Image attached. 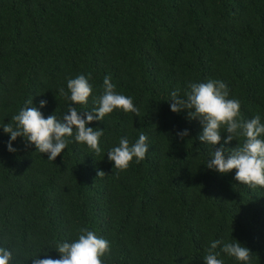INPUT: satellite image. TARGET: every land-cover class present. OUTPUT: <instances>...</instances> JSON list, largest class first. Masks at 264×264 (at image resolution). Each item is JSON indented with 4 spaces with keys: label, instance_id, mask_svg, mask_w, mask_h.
Returning <instances> with one entry per match:
<instances>
[{
    "label": "trees",
    "instance_id": "16d2710c",
    "mask_svg": "<svg viewBox=\"0 0 264 264\" xmlns=\"http://www.w3.org/2000/svg\"><path fill=\"white\" fill-rule=\"evenodd\" d=\"M81 74L93 93L73 105L59 89ZM106 76L140 116L117 109L89 124L104 129L99 154L74 135L55 161L24 137L8 150L2 126L15 127L23 108L46 100L45 118L73 106L86 119ZM209 80L228 84L245 120L264 123V0H0V246L12 264L60 259L57 242L83 227L110 242L104 264H205L214 240L224 264H243L221 250L235 240L252 251L249 264H264V187L208 168L203 125L171 110L172 91L186 98L189 84ZM221 131L215 148L244 142L224 143ZM141 133L146 158L115 169L108 151Z\"/></svg>",
    "mask_w": 264,
    "mask_h": 264
},
{
    "label": "clouds",
    "instance_id": "9594fccd",
    "mask_svg": "<svg viewBox=\"0 0 264 264\" xmlns=\"http://www.w3.org/2000/svg\"><path fill=\"white\" fill-rule=\"evenodd\" d=\"M103 86V94L95 101L98 107L87 112L86 119L73 106L62 119H58L55 113L45 118L40 109L47 105L46 100H41L39 107L23 108L11 118L16 122L15 127L12 123L2 126L3 131L11 137L8 150L15 152L12 141L24 137L26 143L34 144L38 152L48 154V159L55 161L68 147V137L74 135L76 142L86 144L94 153L99 154L100 138L104 135V129L89 127V124L94 120L104 121L106 115L117 109L140 116V110L133 99L115 91L111 77L104 78ZM188 87L189 90L184 94L186 98L181 97L179 90L171 92L170 101H174L171 103V110L179 113L186 109L190 119H199L203 125L199 139L214 146L212 158L206 166L222 174L236 169L235 179L241 184L253 188L264 187V123L261 122V117L256 115L245 120L241 116L240 101L229 98V86L222 80L191 83ZM67 88L68 92L60 88L59 95L70 99L73 105L87 104L93 93L89 78L83 74L69 78ZM28 103L32 105V101ZM222 128L229 134L224 143L238 140L240 136L244 137V142L229 150L223 146L215 148V145L221 143ZM189 134L187 129L177 133L182 138ZM147 140L148 137L143 133L131 144L127 138H121L119 146L108 151L107 157L114 162L115 169L127 170L133 160L140 163L146 158L149 151ZM104 175V171H98V177ZM235 241L224 243L222 252L243 264H249L252 251ZM221 244L220 240L211 242L207 255L203 258L205 264H224L214 252ZM55 249L61 254L60 259H40L38 256L34 257V264H104L103 257L111 252V244L107 239L98 237L94 231L83 227L79 229L78 239L73 242H57ZM12 260L13 252L0 246V264H12Z\"/></svg>",
    "mask_w": 264,
    "mask_h": 264
}]
</instances>
